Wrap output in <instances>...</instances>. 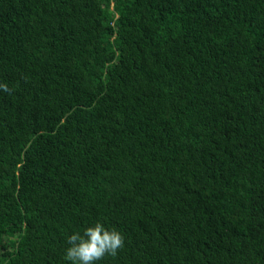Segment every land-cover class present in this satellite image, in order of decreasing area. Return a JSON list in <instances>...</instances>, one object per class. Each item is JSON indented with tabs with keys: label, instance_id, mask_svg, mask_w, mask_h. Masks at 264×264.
<instances>
[{
	"label": "trees",
	"instance_id": "trees-1",
	"mask_svg": "<svg viewBox=\"0 0 264 264\" xmlns=\"http://www.w3.org/2000/svg\"><path fill=\"white\" fill-rule=\"evenodd\" d=\"M0 84V264H264V0H0Z\"/></svg>",
	"mask_w": 264,
	"mask_h": 264
},
{
	"label": "clouds",
	"instance_id": "clouds-1",
	"mask_svg": "<svg viewBox=\"0 0 264 264\" xmlns=\"http://www.w3.org/2000/svg\"><path fill=\"white\" fill-rule=\"evenodd\" d=\"M0 90L11 92L7 84H0ZM69 247L65 259L71 264H96L106 255L116 256L124 247V237L115 228L109 229L97 221L94 226L76 232L67 238Z\"/></svg>",
	"mask_w": 264,
	"mask_h": 264
},
{
	"label": "bare ground",
	"instance_id": "bare-ground-1",
	"mask_svg": "<svg viewBox=\"0 0 264 264\" xmlns=\"http://www.w3.org/2000/svg\"><path fill=\"white\" fill-rule=\"evenodd\" d=\"M65 252V251H64Z\"/></svg>",
	"mask_w": 264,
	"mask_h": 264
}]
</instances>
